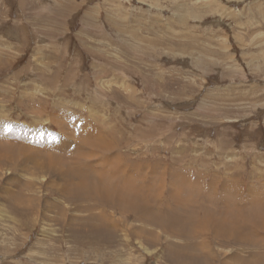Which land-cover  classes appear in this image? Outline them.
Returning a JSON list of instances; mask_svg holds the SVG:
<instances>
[{
  "label": "rangeland",
  "instance_id": "374dc122",
  "mask_svg": "<svg viewBox=\"0 0 264 264\" xmlns=\"http://www.w3.org/2000/svg\"><path fill=\"white\" fill-rule=\"evenodd\" d=\"M0 264H264V0H0Z\"/></svg>",
  "mask_w": 264,
  "mask_h": 264
},
{
  "label": "bare ground",
  "instance_id": "6f19581e",
  "mask_svg": "<svg viewBox=\"0 0 264 264\" xmlns=\"http://www.w3.org/2000/svg\"><path fill=\"white\" fill-rule=\"evenodd\" d=\"M102 150V149H101ZM106 150V149H105ZM129 181V180H128ZM96 185V184H95ZM99 187H97L96 189H97V191L95 190L94 191V193H95V195L97 194V196L99 195V197L101 196V197H104V198H101L102 199V201H104L105 200V202H109V200H111V202L112 201H115V200H112V199H110V197H112L111 195L109 196V192L106 190V189H103V187L100 185V184H97ZM86 188V187H85ZM84 188V190H86ZM133 188V187H132ZM182 188V187H181ZM91 189V188H90ZM95 189V188H94ZM134 189V188H133ZM89 190V189H88ZM130 190H131V188H130ZM132 191V190H131ZM89 192V191H88ZM93 193V192H92ZM129 193H131V192H129ZM94 195V196H95ZM128 195H130V194H128ZM131 195H132V199H130V202L128 203V200H126L127 199V197L125 196L124 198H122V200L121 201H124V204H126V206L128 205V207H131V208H129L130 209V211H132V212H134L135 211V213L137 214V217L139 218V219H141V218H144V220H146L147 221V219H150V220H152L151 222H153V221H160V217H158L157 219H153V217H154V215L155 214H153V213H150V214H147V215H145L143 212H142V210H141V208H140V204H139V206L137 205V199L134 197V195L131 193ZM88 196H90V194L88 195ZM122 196V195H121ZM120 196V197H121ZM98 197V198H99ZM97 198V197H96ZM126 198V199H125ZM104 199V200H103ZM116 200H117V198H116ZM101 201V202H102ZM131 201H133V202H131ZM136 201V202H135ZM104 202V203H105ZM130 203H133L131 206L129 205ZM108 204V203H107ZM143 207V206H142ZM163 207V206H162ZM123 208V207H122ZM127 208V207H126ZM145 210V209H144ZM148 210V209H147ZM146 211V210H145ZM151 212V211H150ZM175 214V213H174ZM173 217V216H172ZM176 217H177V215H176ZM160 218V219H159ZM161 220H163V219H161ZM178 222H173V221H170L171 222V224L174 226V227H176V228H178V229H182V223H179V220H177ZM158 222H154L156 225H159V223ZM162 222V221H161ZM199 224V223H198ZM188 225V224H187ZM258 227V226H257ZM186 228V227H185ZM245 228V227H244ZM201 230H203V232H207V221L204 223V225L202 226L201 225V228H200ZM186 230V229H185ZM215 234L216 235H218V236H221V235H223V234H225V233H221L220 231H219V233L217 234V231L215 232ZM237 236V235H236Z\"/></svg>",
  "mask_w": 264,
  "mask_h": 264
}]
</instances>
